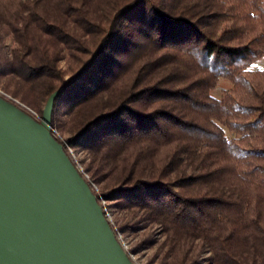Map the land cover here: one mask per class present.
Listing matches in <instances>:
<instances>
[{
    "label": "trees",
    "instance_id": "obj_1",
    "mask_svg": "<svg viewBox=\"0 0 264 264\" xmlns=\"http://www.w3.org/2000/svg\"><path fill=\"white\" fill-rule=\"evenodd\" d=\"M263 55L264 0H0V84L38 118L58 91L52 134L146 264H264Z\"/></svg>",
    "mask_w": 264,
    "mask_h": 264
},
{
    "label": "water",
    "instance_id": "obj_2",
    "mask_svg": "<svg viewBox=\"0 0 264 264\" xmlns=\"http://www.w3.org/2000/svg\"><path fill=\"white\" fill-rule=\"evenodd\" d=\"M0 96V264H133L89 182L52 134Z\"/></svg>",
    "mask_w": 264,
    "mask_h": 264
},
{
    "label": "built area",
    "instance_id": "obj_3",
    "mask_svg": "<svg viewBox=\"0 0 264 264\" xmlns=\"http://www.w3.org/2000/svg\"><path fill=\"white\" fill-rule=\"evenodd\" d=\"M0 96L4 97L5 99H7V100H9L11 102H13L14 104H16L17 106H19L20 108L24 109L33 118L39 119L37 113L32 108H30L29 106H27L26 104H24L23 102H21L19 99L13 97L11 94H9L8 92H6L5 90H3L1 88H0ZM68 151H69V155L68 156L70 157V159L72 160V162L74 163V165L76 166V168L79 170V172L82 174V176L88 181V175L83 171L82 165L79 163V161L75 157L74 152L72 151L71 148H68ZM92 187L94 189H97L94 184H92L91 188ZM101 204H102V206H104L105 205V201L104 200H101ZM103 209H104L105 215L107 216L108 220L111 221V217H110L108 211L106 210V208H103ZM116 235H117V238L119 239L122 247L126 251L129 259L133 262V264H144L142 261H140L137 258L136 253L135 252H132L129 249V246H127L123 242V240L121 238V235L119 233H117Z\"/></svg>",
    "mask_w": 264,
    "mask_h": 264
},
{
    "label": "rangeland",
    "instance_id": "obj_4",
    "mask_svg": "<svg viewBox=\"0 0 264 264\" xmlns=\"http://www.w3.org/2000/svg\"><path fill=\"white\" fill-rule=\"evenodd\" d=\"M264 65V55H263V57L261 58V60L256 64V66H263ZM61 66H63V68H65V70H67V68H66V65H65V63L63 62V63H61ZM68 71V70H67ZM67 71H65V72H67ZM226 86L227 85V83L226 82H224V81H221L220 82V85L218 86V88L215 90V91H213V94L215 95V96H219V94H220V90H221V87L222 86ZM0 88L1 89H3L4 87H3V85L2 84H0ZM4 90V89H3ZM57 133V132H56ZM74 155H75V157H77L78 158V160H79V163H80V159L81 158H84L85 157V155L84 154H81V155H79V154H76V153H74ZM81 164V163H80ZM100 204H101V202H100ZM102 205V204H101ZM103 207V206H102ZM107 210V209H106ZM108 211V210H107ZM108 213H109V215H110V217H111V219H112V214H111V211H108ZM111 222V221H110ZM144 232L145 231H139V232H137V233H129V234H127V235H121L120 233V235H121V238H122V240H123V242L127 245V246H129V249L132 251V249H131V245H136L143 237H144ZM158 236V235H157ZM159 238H161V237H159ZM155 251V248H148V247H138V249L136 250V251H134L135 253H136V256H137V258L140 260V261H142L144 264H146L147 262H148V260L150 259V257L152 256V254H153V252ZM133 252V251H132ZM154 264V263H153ZM155 264H158V263H155Z\"/></svg>",
    "mask_w": 264,
    "mask_h": 264
}]
</instances>
